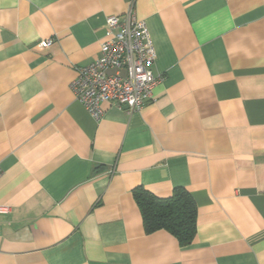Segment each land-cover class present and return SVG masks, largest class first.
<instances>
[{
    "label": "crops",
    "instance_id": "crops-1",
    "mask_svg": "<svg viewBox=\"0 0 264 264\" xmlns=\"http://www.w3.org/2000/svg\"><path fill=\"white\" fill-rule=\"evenodd\" d=\"M131 6L160 80L95 120L70 83ZM0 170V264H264V0H0ZM137 187L191 195L189 245Z\"/></svg>",
    "mask_w": 264,
    "mask_h": 264
},
{
    "label": "built area",
    "instance_id": "built-area-1",
    "mask_svg": "<svg viewBox=\"0 0 264 264\" xmlns=\"http://www.w3.org/2000/svg\"><path fill=\"white\" fill-rule=\"evenodd\" d=\"M52 42L49 38L39 46L48 47ZM155 59L149 29L136 18L131 6L122 19L106 18L99 53L90 64L76 69L71 91L95 120L101 119L103 104L127 113L138 112L151 101L160 80L152 71ZM8 212V207L0 205V214Z\"/></svg>",
    "mask_w": 264,
    "mask_h": 264
},
{
    "label": "trees",
    "instance_id": "trees-1",
    "mask_svg": "<svg viewBox=\"0 0 264 264\" xmlns=\"http://www.w3.org/2000/svg\"><path fill=\"white\" fill-rule=\"evenodd\" d=\"M132 197L139 209L145 233L164 230L176 239L179 246L191 243L196 228L197 207L184 188H175L169 197L159 198L137 187L132 191Z\"/></svg>",
    "mask_w": 264,
    "mask_h": 264
}]
</instances>
